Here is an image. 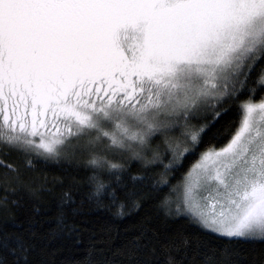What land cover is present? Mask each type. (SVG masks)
<instances>
[{
  "label": "snow or ice",
  "instance_id": "1",
  "mask_svg": "<svg viewBox=\"0 0 264 264\" xmlns=\"http://www.w3.org/2000/svg\"><path fill=\"white\" fill-rule=\"evenodd\" d=\"M258 94L264 0H0V150L50 157L103 144L139 154L179 127L170 147L180 163L205 138L219 142L217 125L236 108L227 143L199 154L179 192L185 215L229 239L264 240ZM89 164L121 168L99 155ZM90 179L91 196L117 198Z\"/></svg>",
  "mask_w": 264,
  "mask_h": 264
},
{
  "label": "trees",
  "instance_id": "2",
  "mask_svg": "<svg viewBox=\"0 0 264 264\" xmlns=\"http://www.w3.org/2000/svg\"><path fill=\"white\" fill-rule=\"evenodd\" d=\"M261 95L253 99L259 102ZM238 118L233 108L217 125L223 138L213 143L205 138L180 163L170 147L180 136L179 127L167 135H152L139 154L103 144L94 149L74 146L50 157L0 150L4 162L0 237L7 240L0 260L3 264H168L171 256L173 264H264V240L218 236L171 203L199 154L212 147L220 150ZM93 155L121 168L118 172L110 171L107 164L93 168L89 164ZM94 173L97 181L115 190V200L91 196Z\"/></svg>",
  "mask_w": 264,
  "mask_h": 264
},
{
  "label": "rangeland",
  "instance_id": "3",
  "mask_svg": "<svg viewBox=\"0 0 264 264\" xmlns=\"http://www.w3.org/2000/svg\"><path fill=\"white\" fill-rule=\"evenodd\" d=\"M117 135H119V132L117 131V133H116ZM105 142H107V140H106V138H105ZM126 143H130V141H126ZM115 147V146H114ZM37 151H40V153H41V155H43V156H48L46 153H44L43 152V150L42 149H36ZM188 176V175H187ZM183 183H184V181L182 182V183H180V185L177 187V191H176V195L173 197L174 199H173V201L171 202V203H173L174 204V206L176 207V208H178L179 207V212L180 213H182V214H184V212H185V205L182 203V201H181V199H180V197H179V192H180V190H181V187L183 186ZM178 202V203H177ZM177 212V211H176ZM208 231V230H207ZM210 232V231H209ZM212 233V232H211ZM213 234H215V233H213ZM216 235H218V234H216ZM218 236H220V235H218ZM222 237V236H221Z\"/></svg>",
  "mask_w": 264,
  "mask_h": 264
}]
</instances>
